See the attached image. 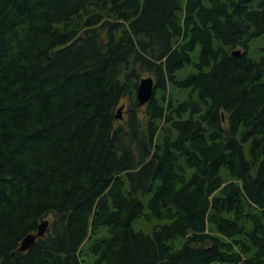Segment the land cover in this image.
<instances>
[{
    "label": "trees",
    "instance_id": "16d2710c",
    "mask_svg": "<svg viewBox=\"0 0 264 264\" xmlns=\"http://www.w3.org/2000/svg\"><path fill=\"white\" fill-rule=\"evenodd\" d=\"M257 37L264 0H0V264H264Z\"/></svg>",
    "mask_w": 264,
    "mask_h": 264
},
{
    "label": "water",
    "instance_id": "95a60500",
    "mask_svg": "<svg viewBox=\"0 0 264 264\" xmlns=\"http://www.w3.org/2000/svg\"><path fill=\"white\" fill-rule=\"evenodd\" d=\"M240 50H236L233 51L232 54L233 55H239L240 54ZM153 91H154V81L153 78L151 76H147V77H143L139 80L137 88H136V99L138 102L139 106H143L145 105L152 97L153 95ZM123 105L119 107L116 116L118 118H121V112L123 110ZM48 225L47 221H43L37 230L36 234H30L27 235L22 242L20 243V246L18 248V250L20 251H25L27 250L35 241V239L38 236H42L46 230V227Z\"/></svg>",
    "mask_w": 264,
    "mask_h": 264
},
{
    "label": "rangeland",
    "instance_id": "374dc122",
    "mask_svg": "<svg viewBox=\"0 0 264 264\" xmlns=\"http://www.w3.org/2000/svg\"><path fill=\"white\" fill-rule=\"evenodd\" d=\"M247 56L254 60H259L264 54V37L254 38L248 43V49L246 52ZM190 72L189 66H186L181 72L177 73L178 78H184L186 74ZM264 81V76L262 78ZM156 221H153V224H156ZM152 225L150 223H142L140 221L134 222L135 229H141L144 232H150Z\"/></svg>",
    "mask_w": 264,
    "mask_h": 264
}]
</instances>
